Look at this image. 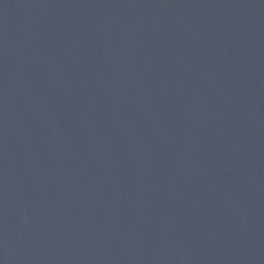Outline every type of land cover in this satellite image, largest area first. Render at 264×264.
Here are the masks:
<instances>
[{"label": "water", "instance_id": "95a60500", "mask_svg": "<svg viewBox=\"0 0 264 264\" xmlns=\"http://www.w3.org/2000/svg\"><path fill=\"white\" fill-rule=\"evenodd\" d=\"M0 264H264V0H0Z\"/></svg>", "mask_w": 264, "mask_h": 264}]
</instances>
